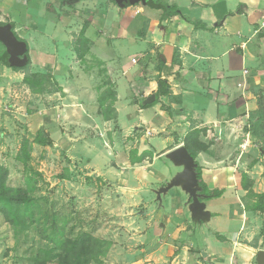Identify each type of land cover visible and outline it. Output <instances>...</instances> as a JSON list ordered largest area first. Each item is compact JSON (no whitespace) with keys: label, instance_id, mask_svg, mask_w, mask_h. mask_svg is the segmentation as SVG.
Listing matches in <instances>:
<instances>
[{"label":"crops","instance_id":"crops-1","mask_svg":"<svg viewBox=\"0 0 264 264\" xmlns=\"http://www.w3.org/2000/svg\"><path fill=\"white\" fill-rule=\"evenodd\" d=\"M101 1L94 2L99 5ZM164 2L175 6L180 13L167 19L162 11L142 4L119 11L110 6L104 12L103 27L100 26L105 28L107 38L94 36V25L86 29L84 38L92 44L90 50L96 49L103 56L100 74L105 83L98 84L99 74L95 76L93 72H72L67 77L57 73L54 78L58 89L47 95L37 93V96L50 100L52 126L60 133L67 130L68 140L82 137L98 140V136L103 138L112 133L115 141L116 133L126 138L133 131L144 129L145 136L136 138L139 144L135 150L137 156L148 152L152 157L140 163L132 164L128 158L120 165L90 166L91 173L87 174V177L95 175L100 185L114 187L116 199L121 202L143 206L144 211L135 212L133 208L120 217L126 236V249L122 246L114 250L119 252L120 264H256L255 254L264 251L261 236L264 216L245 208L242 199L246 191L241 187V177L235 174L239 162L231 167L223 155L230 153L229 142L242 138L237 144L240 158L254 139L244 127L256 120L250 117L257 109L254 94L264 97V29H258L264 21V0ZM15 33L20 37L16 28ZM51 41L54 43L55 39L50 38ZM67 46L58 42L52 50L43 53L46 58L48 54L62 58L70 51ZM63 49L66 53L60 56L58 52ZM77 51L78 46L73 44L71 52ZM158 67L172 95L180 101L160 97L155 106L141 109V102L157 89ZM4 79L1 75L0 85ZM106 90L114 93L113 99H103L105 107L112 104L114 120L98 114L99 102ZM45 108L43 105L40 115ZM43 125L40 123V127ZM194 129L205 131L201 140L208 145L207 151L195 159L202 182L209 190L223 191L215 199H206L199 191L208 217L192 216L191 201L182 184L176 187L183 194H178L175 202H167L163 208L162 197L167 201L175 187L157 195L182 171V166L176 165L180 168L173 177L172 170L160 160L183 146L184 137ZM46 132L53 141L54 129ZM74 143H66L68 156ZM82 147L85 153L87 144ZM109 151L110 158L102 154L106 157L105 163L113 159L115 149ZM257 164L249 169L246 166L243 173L252 183V190L261 194L264 189H256ZM144 192L157 196L160 209L157 206L155 209L151 197L146 204ZM188 217L200 223L202 249L184 239L192 236ZM130 251H134L132 255Z\"/></svg>","mask_w":264,"mask_h":264},{"label":"rangeland","instance_id":"rangeland-1","mask_svg":"<svg viewBox=\"0 0 264 264\" xmlns=\"http://www.w3.org/2000/svg\"><path fill=\"white\" fill-rule=\"evenodd\" d=\"M94 1L0 0V21L9 22L13 19L12 23L18 30L21 39L28 45L31 62L27 71L15 72L8 68L3 70L4 67L0 72L5 78L0 85V165L8 169L7 186L12 189L28 190L30 196L37 200L42 212L49 214L50 218H58L65 236L75 237L81 232H89L95 237L110 241L112 245L102 257L100 264H120L119 252H114L115 248L126 246L125 226L121 225L120 217L123 216L122 213L131 212L133 208L135 212L144 211L143 206L132 202H121L116 199L118 195L115 194L114 187H106L104 183L100 185L95 175L87 177L89 176L87 174L91 173V167L103 168L104 164L115 166L126 162L130 158V152L138 148L139 142H136V138L145 136L144 129L135 130L126 138H122L116 133L115 141L112 139V133H107L103 138L98 136V140L84 137L77 138V141L68 140L67 130H61L60 133V130L57 131L56 127L52 126L51 109L48 108L50 100L37 96V93L22 83L26 73L41 74L44 77V95H47V93L58 89V82L54 78L57 73L67 77L72 72L78 74L93 72L95 76L99 74L101 78L98 79V84L104 82V77L100 74L103 56L96 49L90 50L92 44L90 46L86 43L87 39L84 38V35L91 24L95 28L94 36L105 37V28L102 29L100 26L103 27L102 20L105 18L106 8L112 6L118 11L120 8L111 0H102L99 3L102 6L96 5ZM86 23V29L82 36V30ZM50 38L55 39V42H50ZM58 42L66 43L70 51L67 53L64 49L59 51L60 56L66 53L62 58H56L50 54L46 58L44 51L52 50L53 44L57 45ZM73 44L78 46V51L75 54L71 52ZM3 51H5V47L0 44V53ZM43 105L47 108L40 115L39 112ZM40 123H44V125L40 127ZM40 128L45 132L46 129H54L52 137L56 146L32 145L28 168H24L16 158L22 140L31 141ZM46 133L50 136V133ZM241 140L242 138H239L235 142H229L227 148L230 153L223 156H227V163L231 167L239 162V168L235 173L239 177L244 174L243 170L246 166L248 167L253 160L257 161L259 168H256L254 173L259 180L256 189L262 190V188L264 189V144L261 146L257 139H252V144L247 148L246 153L239 158L240 149L237 144ZM73 142L76 143H74L69 157L66 152V143L73 144ZM84 144H87L85 153L83 152L85 148L82 147ZM114 149L112 161L105 163L106 157H103L102 154L110 158L112 153L109 150ZM219 155L221 156V153ZM160 162L172 170L173 177L178 173L180 167L174 165L168 157H164ZM242 163L245 165L241 166ZM252 187L251 183V189H253ZM252 191L254 192V190ZM150 194L142 193L146 204L148 205V202L153 199L155 207L160 209L161 205L157 196ZM178 194L182 195L183 193L179 187H175L169 192L167 201H164V197H162V201L160 200L163 202L162 208L168 205L167 202H175ZM255 200L254 197L247 196L246 193L242 202L249 210ZM187 221L192 236L184 237V239L202 249L200 223L197 219L190 217L187 218ZM158 226L160 225L158 224ZM157 229L160 228L157 227ZM237 230L238 228H235V231ZM150 234L154 236L152 232ZM48 248H52V246L41 238L37 225L30 224L26 229L14 228L5 221L0 213V264H32L31 258L35 257L39 250ZM134 251H130L131 255Z\"/></svg>","mask_w":264,"mask_h":264},{"label":"trees","instance_id":"trees-1","mask_svg":"<svg viewBox=\"0 0 264 264\" xmlns=\"http://www.w3.org/2000/svg\"><path fill=\"white\" fill-rule=\"evenodd\" d=\"M130 5L125 6L129 7ZM146 6L151 9L162 11L164 17L167 19L178 15L180 12L175 6H169L164 0H148ZM86 24L82 30V36L86 29ZM198 28V26H195ZM200 28V27H199ZM16 38H18L15 35ZM80 56H82L80 54ZM173 61L176 62L174 56ZM159 64H163L161 60ZM30 59L28 65L23 69L13 68L9 63V56L6 51L0 53V72L2 68H8L15 72L27 71L30 67ZM159 73L155 78L157 89L155 91V102L151 105L142 106L141 109H148L155 106L160 97H167L170 101H180L178 97L172 95L170 86L162 77L161 68L158 67ZM43 76L41 74H29L26 73L22 80V83L26 85L30 90L36 93H44L43 88ZM1 83V74H0ZM257 109L254 114L250 115L255 121L250 122L249 126L244 127L245 132H249L250 135L257 139L260 145L264 144V97L256 93ZM113 99L114 93L111 90H106L102 96V100L99 102L98 114L102 115L106 120L116 119L115 111L112 109V104L107 107L104 106L103 99ZM204 130H191L186 134L183 139V147L187 153L196 159L197 155L201 152H206L208 145L201 140ZM32 145L41 147H51L53 141L44 129L40 128L35 133L33 139H23L19 152L17 154V160L20 161L24 168H28L29 160L31 159L30 150ZM263 151V150H260ZM152 155L148 152H143L137 156V150L130 152V162L140 163L146 158H150ZM257 161L253 160L248 168L255 165ZM195 172L197 174L198 187L200 188V194L206 199H215L221 197L222 190H209L207 186L202 182L201 169L197 162ZM8 169L0 165V213L4 217L5 221L14 228L26 229L28 225L34 224L39 227V234L41 238L51 244L52 248L41 249L37 255L31 258L32 264H100L102 257L108 252L111 247V242L95 237L89 232H81L75 237H67L64 235V229L60 226L58 218L49 216L40 210V206L36 199L30 196V192L24 189H12L7 186ZM29 182V180H27ZM27 182V184H29ZM241 187L246 191L247 196H252L256 200L250 206V210L259 212L264 216V193L256 194L251 189V182L247 175L244 173L241 175ZM261 236L264 240V231L261 232Z\"/></svg>","mask_w":264,"mask_h":264},{"label":"water","instance_id":"water-1","mask_svg":"<svg viewBox=\"0 0 264 264\" xmlns=\"http://www.w3.org/2000/svg\"><path fill=\"white\" fill-rule=\"evenodd\" d=\"M119 8H124L127 5L135 6L137 4L146 5L148 0H111ZM155 1V0H151ZM0 42L5 47L9 55V63L13 68L23 69L28 65V45L25 41L19 40L15 37L12 26L10 24L0 25ZM155 94L147 96L142 102V106L151 105L155 102ZM264 153V152H263ZM168 158L175 164L182 166V171L164 188L160 189L158 196L166 193L173 187L182 184L184 192L189 196L190 211L194 217H208L204 212L205 205L200 202L201 195L198 187L197 174L195 172L196 164L193 157H191L183 146L176 148L168 154ZM256 264H264V251L259 250L255 254Z\"/></svg>","mask_w":264,"mask_h":264},{"label":"flooded vegetation","instance_id":"flooded-vegetation-1","mask_svg":"<svg viewBox=\"0 0 264 264\" xmlns=\"http://www.w3.org/2000/svg\"><path fill=\"white\" fill-rule=\"evenodd\" d=\"M6 24H10L11 26H12V31H13V33H14V35H16L18 38L17 39H19V40H22L16 33H15V25L12 23V21H9V22H3V21H0V25H6ZM0 44H1V42H0ZM2 45V44H1ZM6 51V50H5ZM9 56V55H8ZM28 57H29V55H28Z\"/></svg>","mask_w":264,"mask_h":264},{"label":"built area","instance_id":"built-area-1","mask_svg":"<svg viewBox=\"0 0 264 264\" xmlns=\"http://www.w3.org/2000/svg\"><path fill=\"white\" fill-rule=\"evenodd\" d=\"M138 13V12H137ZM259 30H261V29H264V21L260 24V26H259V28H258ZM133 62H135V60H133ZM149 135V134H148Z\"/></svg>","mask_w":264,"mask_h":264}]
</instances>
